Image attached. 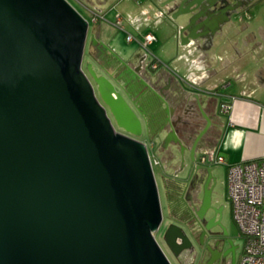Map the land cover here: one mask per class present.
Masks as SVG:
<instances>
[{"label": "water", "instance_id": "95a60500", "mask_svg": "<svg viewBox=\"0 0 264 264\" xmlns=\"http://www.w3.org/2000/svg\"><path fill=\"white\" fill-rule=\"evenodd\" d=\"M80 1L96 9L110 0ZM157 2L153 9L170 22L185 62L207 51L241 9L240 0ZM88 28L67 0H0V264H171L154 236L162 213L140 141L144 132L149 136L148 125L126 87L134 89L138 81L163 105L167 99L143 68L145 57L138 68L120 60L98 70L89 61L83 68ZM98 45L91 35L90 48ZM188 85L182 87L192 115L180 120L181 135L166 121L148 141L160 140L171 160L176 151L179 172L189 152L191 178L174 184L207 230L216 185L207 165L214 150L203 151L198 143L217 124L200 84ZM202 122L205 130L189 143ZM199 153L206 165L196 160ZM199 178L202 198L194 204ZM163 241L175 259L193 248L174 223Z\"/></svg>", "mask_w": 264, "mask_h": 264}, {"label": "crops", "instance_id": "0c3cea01", "mask_svg": "<svg viewBox=\"0 0 264 264\" xmlns=\"http://www.w3.org/2000/svg\"><path fill=\"white\" fill-rule=\"evenodd\" d=\"M70 1L79 13L84 12L89 17L93 26L91 35L99 41L96 50L89 49V61L95 69L108 67L109 62L117 60L138 68L137 62L142 57H145L148 66L152 63L158 65L147 75L153 77L156 90L166 97L165 105L155 95L151 96L138 81L134 83V89L126 87L130 99L139 104V118L148 125L149 136L144 132L141 140L147 150L149 145L153 150L157 149L160 159L155 153L149 157L157 161L158 166L161 163L168 166L172 160L167 152L161 150L160 140L152 143L148 139L157 136L166 121L175 129H181L180 120L192 115V105L190 108L187 96L183 94V87L190 88L187 86L189 82L200 84L201 93L206 95L203 100L209 99L214 104L208 116L217 124L214 129L219 132L217 146L213 149L215 155H221L226 165H233L257 160L264 154V0L253 4L240 0L239 15L231 18L234 24L223 28L211 47L202 46L204 50L209 49L190 58L188 63L185 62L186 52L178 45L170 22L165 16H158L153 9L157 0H129L134 4L126 0H110L106 4L100 2L96 9L87 8L80 0ZM135 25H144L145 28L138 26L136 37L126 33L125 39L127 41V37L131 36L134 41L127 43L136 41L139 50L131 52L132 57L124 61L122 51L114 46L115 38L119 31L130 30L128 27ZM146 34H153L156 38L147 51L140 46ZM245 42L248 44L245 45ZM220 103L231 106L227 116H215L219 113ZM184 156L188 160L189 152H185ZM202 156L199 153L196 160L199 161ZM177 159L179 161V156ZM226 165H221L224 170ZM207 166L211 168L212 165ZM174 169L177 170V166Z\"/></svg>", "mask_w": 264, "mask_h": 264}, {"label": "built area", "instance_id": "2783aa9c", "mask_svg": "<svg viewBox=\"0 0 264 264\" xmlns=\"http://www.w3.org/2000/svg\"><path fill=\"white\" fill-rule=\"evenodd\" d=\"M137 1V0H135ZM131 36L127 42H132ZM156 41L153 34H146L140 46L147 51ZM156 63L151 64L153 70ZM231 106L220 103L218 111L227 116ZM150 159L151 167L158 165ZM201 164L207 163V157H201ZM211 165H226L221 155H213ZM225 196L230 204L231 216L239 237L243 240L238 264H264V154L250 162L225 166Z\"/></svg>", "mask_w": 264, "mask_h": 264}, {"label": "flooded vegetation", "instance_id": "af4514ba", "mask_svg": "<svg viewBox=\"0 0 264 264\" xmlns=\"http://www.w3.org/2000/svg\"><path fill=\"white\" fill-rule=\"evenodd\" d=\"M142 65L147 72L153 70L151 65L148 66L145 60ZM185 118L186 119L183 120L187 121L188 118ZM205 127L206 124L202 122L199 127L200 131L196 133L189 143H192L197 135L200 134L202 130H205ZM114 129L116 133L128 136L122 129H119L116 126H114ZM176 130L180 134L182 128ZM218 137V129L209 128L201 136L198 143L199 148L203 149V151L210 152L214 149ZM142 138H140L141 142H143L141 140ZM198 184L199 190L197 196L196 198L192 197V202L194 204H197L202 198V190H200L202 182L200 178ZM166 187L168 209L167 218L171 224L174 223L182 227L193 244L191 251L182 252L178 259H175L171 255V259H173V261L171 260V264H238L240 255H238L237 252L240 247L235 244L230 237L229 231L223 224L224 206L220 205L218 201L214 199V193L212 192L210 208L205 215L206 221H209V229L206 230L204 226L196 220L191 207L192 203L180 199L176 192L177 188L172 183L167 182ZM208 188H210V185ZM200 242H203V244L201 245Z\"/></svg>", "mask_w": 264, "mask_h": 264}, {"label": "rangeland", "instance_id": "374dc122", "mask_svg": "<svg viewBox=\"0 0 264 264\" xmlns=\"http://www.w3.org/2000/svg\"><path fill=\"white\" fill-rule=\"evenodd\" d=\"M67 1L72 5L70 0H67ZM126 2L130 3L129 0L128 1L126 0ZM131 2L132 3H130V4H134L133 1H131ZM72 6L75 9H78L76 6H74V5H72ZM80 13H82L83 16L86 17V19L88 20V25H89L87 42H86L84 56H83V68H84L85 64L89 63V60H90L88 55H89V49H90V37H91V32L93 30V26H92L91 22H89V17L84 12H80ZM138 26L141 29L145 28L144 25H142V26L141 25H135V27L131 26V28L128 27V29H130V30L123 31V32L119 31L118 35L115 38L114 46L117 47V49L122 51L123 56H121V57H123L124 61H127L129 59V57H132L133 53H131V52L137 53L138 52L137 50H139L138 44L136 41L134 43L129 44V43H127V41L125 39L126 33L128 35H131L132 37H136L135 36L136 35L135 29L139 28ZM113 30L114 29H109V31H113ZM113 36H114V34H113ZM143 52H144V54L146 53L145 51H143ZM150 58L152 59L153 55H151ZM154 153H155L156 157L160 159L157 149L153 150L149 145L148 146L149 156L153 157ZM173 155L175 156V158L171 161L170 165L167 166V164L161 163L159 166L156 165V166H153V168H152L154 178H155V182H156V186H157V190H158V196H159L161 213H162V223H161L158 231L154 234V236H155L156 242L162 248V250L165 252V254L168 257L170 262H172L173 259H171L172 256L169 253V251L166 248L164 241H163L164 232L166 231L167 227L171 224L167 218L168 209H167V196H166V189H165V181L170 179V180H173V181L178 182L180 184H184L185 182L187 183L191 178L192 166H193L191 164L190 160L189 159L187 160L185 158L184 159L185 160L184 161V169L179 172L180 166H181L180 161H178V159H177L179 155L177 154L176 151H173ZM176 156H177V158H176ZM176 166H177V170L174 169V168H176ZM211 169H212V175L216 179V185H215V188L213 191L214 199H216L220 205L224 206L223 224L227 228V230L229 231L230 237L233 239L235 244L239 245L240 248L238 249L237 253H238V255H241L243 240L239 237L238 230H237L235 224L233 223L232 216H231L230 204L227 201L226 196H225V170L221 165H218V166L212 165Z\"/></svg>", "mask_w": 264, "mask_h": 264}, {"label": "trees", "instance_id": "16d2710c", "mask_svg": "<svg viewBox=\"0 0 264 264\" xmlns=\"http://www.w3.org/2000/svg\"><path fill=\"white\" fill-rule=\"evenodd\" d=\"M173 184V183H172ZM173 185H175V184H173Z\"/></svg>", "mask_w": 264, "mask_h": 264}]
</instances>
